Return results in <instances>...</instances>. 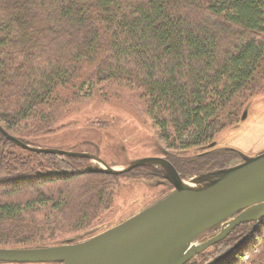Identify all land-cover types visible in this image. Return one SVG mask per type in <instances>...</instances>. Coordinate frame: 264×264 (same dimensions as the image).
<instances>
[{
    "label": "trees",
    "instance_id": "16d2710c",
    "mask_svg": "<svg viewBox=\"0 0 264 264\" xmlns=\"http://www.w3.org/2000/svg\"><path fill=\"white\" fill-rule=\"evenodd\" d=\"M126 91L181 177L228 167L234 151L212 144L264 92V0H0V122L27 126L25 143L81 100ZM15 148L0 134V248L54 246L108 209L118 177ZM235 229L197 264H264V218Z\"/></svg>",
    "mask_w": 264,
    "mask_h": 264
},
{
    "label": "water",
    "instance_id": "95a60500",
    "mask_svg": "<svg viewBox=\"0 0 264 264\" xmlns=\"http://www.w3.org/2000/svg\"><path fill=\"white\" fill-rule=\"evenodd\" d=\"M244 110L241 121L246 117ZM0 132L12 144L41 154L88 159L85 174L122 175L135 168L155 165L172 191L139 213L106 231L78 243L42 248H0L5 264H186L228 236L237 226L264 218V152L242 156L231 167L200 174L188 181L161 158L133 161L113 169L97 156L53 149H38ZM219 232L202 242L205 232L223 224ZM242 241L216 258L223 261L236 253Z\"/></svg>",
    "mask_w": 264,
    "mask_h": 264
},
{
    "label": "rangeland",
    "instance_id": "374dc122",
    "mask_svg": "<svg viewBox=\"0 0 264 264\" xmlns=\"http://www.w3.org/2000/svg\"><path fill=\"white\" fill-rule=\"evenodd\" d=\"M126 93L133 97L135 95L134 92L126 91ZM126 100L125 98L124 100L113 98L103 101L102 98L97 96L81 100L80 103L74 104L70 108L71 110L57 122L55 128H53L54 132L26 138L25 140L28 143H25L24 139H20V136L28 131L29 128L27 126H24L23 129L21 126L18 132L7 130L1 122L0 127L5 133L25 145L38 149L89 153L97 156L107 166L116 170H121L127 164L140 159L168 158L171 150L159 139L156 129L144 114L142 100L140 99L137 102L134 97V100L129 102L133 103L135 101L138 104L135 103L133 105L129 102L127 103ZM244 110H246L247 114L245 119L241 121ZM0 134L4 137L1 132ZM212 145H216L215 148L221 150L229 149L234 151L236 155L232 158L228 167L241 163L242 156L253 157L264 152V92L248 101L239 116L238 123L222 130L215 137V142ZM14 146L17 147L14 149L17 154L26 156L27 159L36 165L39 162L43 163L47 156L55 157L57 160L54 163L57 166L65 165V159L72 158L34 153L16 145ZM75 159L80 160V158ZM85 160L87 163L84 164V168L98 165L88 159ZM146 167L148 166L138 167L118 176L110 175L118 178L108 209L100 213L99 219L92 223V227L70 235L63 240L65 243H62L63 241L59 239L54 246L78 243L90 239L134 216L169 194L172 191L170 183L154 177L146 170ZM196 176L198 175H189L182 177V179L188 181ZM223 225L224 223L218 225V228L212 233L200 236L197 242H202L215 236ZM235 228L231 232H234ZM233 234L235 235L236 233ZM210 248L213 247L208 249ZM6 249L10 248L7 247ZM199 255L195 256L191 262L189 261V264H197L201 259ZM243 259L246 261L247 256Z\"/></svg>",
    "mask_w": 264,
    "mask_h": 264
},
{
    "label": "flooded vegetation",
    "instance_id": "af4514ba",
    "mask_svg": "<svg viewBox=\"0 0 264 264\" xmlns=\"http://www.w3.org/2000/svg\"><path fill=\"white\" fill-rule=\"evenodd\" d=\"M166 161H168L171 165L172 163L169 161L168 158H165ZM173 166V165H172ZM174 168V167H173ZM175 169V168H174ZM146 170L149 171L151 173V175H154V177H158L161 178L163 180H166L163 176V174L160 172L159 168H157L155 165H149L148 167H146ZM176 170V169H175ZM177 172V171H176ZM178 173V172H177ZM179 174V173H178ZM179 176L181 177V175L179 174ZM182 178V177H181ZM166 182H168L166 180ZM169 183V182H168ZM172 189V186H170ZM218 228V226H217ZM209 239V238H208ZM207 240V239H206ZM205 241V240H204Z\"/></svg>",
    "mask_w": 264,
    "mask_h": 264
}]
</instances>
